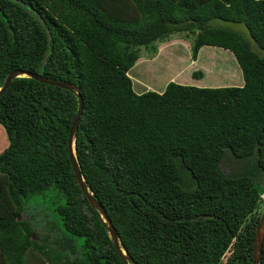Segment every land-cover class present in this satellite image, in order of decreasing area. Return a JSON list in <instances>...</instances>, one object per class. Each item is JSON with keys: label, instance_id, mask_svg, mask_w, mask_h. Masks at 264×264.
Instances as JSON below:
<instances>
[{"label": "trees", "instance_id": "16d2710c", "mask_svg": "<svg viewBox=\"0 0 264 264\" xmlns=\"http://www.w3.org/2000/svg\"><path fill=\"white\" fill-rule=\"evenodd\" d=\"M217 20L244 24L251 39ZM173 34L192 40L193 60L204 46L231 51L243 84L136 92L140 47ZM14 70L80 87L77 157L138 264L253 263L264 217V0H0V88ZM78 104L29 76L0 95V264H126L71 165ZM50 191L54 218L38 240L25 213Z\"/></svg>", "mask_w": 264, "mask_h": 264}, {"label": "rangeland", "instance_id": "374dc122", "mask_svg": "<svg viewBox=\"0 0 264 264\" xmlns=\"http://www.w3.org/2000/svg\"><path fill=\"white\" fill-rule=\"evenodd\" d=\"M219 22L242 32L248 39H251L244 24ZM181 36L173 34L165 42L158 41L149 46L140 47V61H137L130 70L136 92L163 91L170 81L197 86L243 84L241 68L231 51L220 47L204 46L200 50L198 59L193 60L191 56L192 40L184 39ZM155 51L157 55L152 58V55L156 54ZM195 71H202L204 77L194 78L192 73ZM222 167L226 173H229L235 166L231 162L223 164ZM53 198L54 195L50 191L29 201L30 211L25 213V217L32 218L38 240H41L40 238L49 232L46 218L53 219L54 215L48 213L46 216V212L47 209L52 208ZM262 206L261 209L264 211V205Z\"/></svg>", "mask_w": 264, "mask_h": 264}, {"label": "water", "instance_id": "95a60500", "mask_svg": "<svg viewBox=\"0 0 264 264\" xmlns=\"http://www.w3.org/2000/svg\"><path fill=\"white\" fill-rule=\"evenodd\" d=\"M20 76H29L42 83L55 85L58 87H62L64 89H68L72 91L73 93H75V95L77 96L78 102H79L78 111L73 120L72 126L70 128V133H69V138H68V149H69V158L71 161V165L73 167L75 176L83 192L88 197L92 206L99 212V214L103 218V221L105 223V227L108 230L109 236L114 246L116 247L117 251L119 252L120 256L122 257L123 261L126 264H138L133 259V257L129 254L128 250L122 243L120 239V235L118 234L117 229L113 225L112 220L109 217L104 205L95 197L91 187L86 182V178L83 174L82 168L80 166V163L77 157L76 147H77L79 123H80V119H81V116L84 110V98L81 94L80 87L77 86L75 83L68 81V80L53 78L50 76H46V75L38 74L34 72H29V71L14 70L9 73L3 86L0 88V95L6 92L10 83L16 77H20ZM263 245H264V217L261 220V223L256 232L254 248H253V263L252 264H261L262 254H263Z\"/></svg>", "mask_w": 264, "mask_h": 264}]
</instances>
